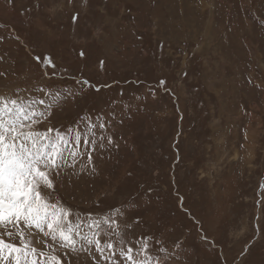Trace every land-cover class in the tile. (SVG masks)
Listing matches in <instances>:
<instances>
[{
  "label": "rangeland",
  "instance_id": "rangeland-1",
  "mask_svg": "<svg viewBox=\"0 0 264 264\" xmlns=\"http://www.w3.org/2000/svg\"><path fill=\"white\" fill-rule=\"evenodd\" d=\"M0 25V92H76L52 125L103 114L119 145L65 170L67 207L121 208L169 264H264V0H0Z\"/></svg>",
  "mask_w": 264,
  "mask_h": 264
},
{
  "label": "snow or ice",
  "instance_id": "snow-or-ice-1",
  "mask_svg": "<svg viewBox=\"0 0 264 264\" xmlns=\"http://www.w3.org/2000/svg\"><path fill=\"white\" fill-rule=\"evenodd\" d=\"M78 18L74 14L73 22ZM79 55L83 58L85 52ZM33 59L52 69L45 71V79L58 76L51 56L37 54ZM76 84L79 92L93 87L88 79ZM76 94L44 85L0 92V264H72L81 254L89 264H169L170 250L149 236H135L121 208L110 207L97 216L76 212L58 198L65 170L77 174L83 168L95 174L94 157L119 147L103 114L81 117L67 128L52 125L55 111ZM45 249L59 251L64 260Z\"/></svg>",
  "mask_w": 264,
  "mask_h": 264
}]
</instances>
